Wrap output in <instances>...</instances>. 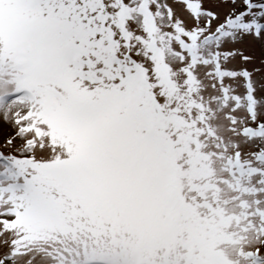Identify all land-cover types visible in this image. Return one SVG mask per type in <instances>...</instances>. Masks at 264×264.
Segmentation results:
<instances>
[{"label": "snow or ice", "instance_id": "1", "mask_svg": "<svg viewBox=\"0 0 264 264\" xmlns=\"http://www.w3.org/2000/svg\"><path fill=\"white\" fill-rule=\"evenodd\" d=\"M0 264H264V0H0Z\"/></svg>", "mask_w": 264, "mask_h": 264}]
</instances>
